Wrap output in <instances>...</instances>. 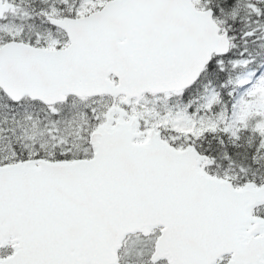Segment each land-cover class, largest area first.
<instances>
[{"label": "snow or ice", "instance_id": "1", "mask_svg": "<svg viewBox=\"0 0 264 264\" xmlns=\"http://www.w3.org/2000/svg\"><path fill=\"white\" fill-rule=\"evenodd\" d=\"M0 264H264V0H0Z\"/></svg>", "mask_w": 264, "mask_h": 264}]
</instances>
